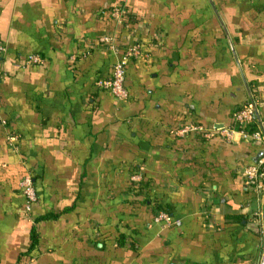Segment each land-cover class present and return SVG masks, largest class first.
<instances>
[{
	"label": "crops",
	"instance_id": "1",
	"mask_svg": "<svg viewBox=\"0 0 264 264\" xmlns=\"http://www.w3.org/2000/svg\"><path fill=\"white\" fill-rule=\"evenodd\" d=\"M0 40V264L258 263L264 148L177 132L264 122V0H0ZM135 44L119 100L97 84Z\"/></svg>",
	"mask_w": 264,
	"mask_h": 264
},
{
	"label": "built area",
	"instance_id": "2",
	"mask_svg": "<svg viewBox=\"0 0 264 264\" xmlns=\"http://www.w3.org/2000/svg\"><path fill=\"white\" fill-rule=\"evenodd\" d=\"M112 15L116 20L121 22L125 16V10L121 8L115 9ZM102 42L111 45V49L119 53V50L112 44L113 41L111 39H103ZM5 53L6 47L0 40V61ZM140 55L141 46L138 44L124 51L113 68L112 77L109 80L99 81L97 86L109 91L119 100H126L128 98V91L125 87L127 66L132 59L138 58ZM28 63L31 65H39L42 63V60L39 56H32L29 58ZM233 120V126L213 130H206L202 126H184L177 132V135L185 137L195 133L204 136L206 139L218 136L228 142H233L236 137H239L241 140L260 145L264 148V122L259 118L254 102L236 111L233 115ZM251 125H256V129L252 132L247 130ZM243 177L246 188L253 190L259 195L264 194V157L257 163L247 166L244 170ZM22 189L26 198V211L30 213L33 205L37 202V192L31 175H27L23 179ZM155 223L162 224L167 228L173 225L170 215L164 212L156 216ZM261 234L262 254L257 264H264V230Z\"/></svg>",
	"mask_w": 264,
	"mask_h": 264
},
{
	"label": "trees",
	"instance_id": "3",
	"mask_svg": "<svg viewBox=\"0 0 264 264\" xmlns=\"http://www.w3.org/2000/svg\"><path fill=\"white\" fill-rule=\"evenodd\" d=\"M256 129V125H251L250 127L247 128L248 131H254Z\"/></svg>",
	"mask_w": 264,
	"mask_h": 264
}]
</instances>
